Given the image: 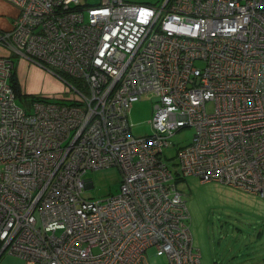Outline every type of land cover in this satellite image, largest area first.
Listing matches in <instances>:
<instances>
[{"label": "built area", "instance_id": "2783aa9c", "mask_svg": "<svg viewBox=\"0 0 264 264\" xmlns=\"http://www.w3.org/2000/svg\"><path fill=\"white\" fill-rule=\"evenodd\" d=\"M7 1L17 11L0 44L70 91L26 110L0 54V257L148 264L153 246L168 264H205L172 179L264 198V0ZM144 92L156 98L151 132L133 135L125 110ZM181 127L190 140L174 144ZM108 165L118 190L85 197L86 171Z\"/></svg>", "mask_w": 264, "mask_h": 264}, {"label": "rangeland", "instance_id": "374dc122", "mask_svg": "<svg viewBox=\"0 0 264 264\" xmlns=\"http://www.w3.org/2000/svg\"><path fill=\"white\" fill-rule=\"evenodd\" d=\"M0 54L12 58L14 79L18 85L14 89L15 102L26 110L34 98H66L69 94V87L64 81L48 78L46 72H41L43 68L37 59L31 61L11 54L1 44ZM65 80L69 82L70 78L65 76ZM155 99V96L144 92L136 100L129 101L125 114L131 134L151 132L149 120ZM205 108L212 110V101H207ZM191 134V127H181L171 135L170 140L174 144L184 145L190 140ZM163 150L164 154L171 156L167 165L173 172L176 165L174 147H164ZM84 176L90 177L92 181V186L83 191L85 197L102 198L118 190L120 171L115 165L88 170ZM173 177L175 187L185 200L192 245L198 250L202 263L264 264V198L217 180L201 181L192 174L182 178ZM144 254L148 264H168L164 256L155 254L153 246L146 247ZM0 264H23V260L4 253L0 257Z\"/></svg>", "mask_w": 264, "mask_h": 264}, {"label": "crops", "instance_id": "0c3cea01", "mask_svg": "<svg viewBox=\"0 0 264 264\" xmlns=\"http://www.w3.org/2000/svg\"><path fill=\"white\" fill-rule=\"evenodd\" d=\"M16 11H17L16 7H14L12 4H10L4 0H0V30L7 29L10 26L12 18L15 15ZM43 71L46 72L45 74L48 78L52 77V79L55 78V79L59 80L58 78H56L53 75H51L50 73H48V71H45L43 69L41 72H43ZM13 75L15 77L14 72H13ZM15 81H16V78H15Z\"/></svg>", "mask_w": 264, "mask_h": 264}, {"label": "trees", "instance_id": "16d2710c", "mask_svg": "<svg viewBox=\"0 0 264 264\" xmlns=\"http://www.w3.org/2000/svg\"><path fill=\"white\" fill-rule=\"evenodd\" d=\"M14 72V71H13ZM12 77H11V79L13 80V82H14V84H13V82H12V80L10 79V81H11V83H12V85H13V87H14V89L16 90V88H15V86L16 87H18V85H17V83H16V81H15V79H14V76H13V73H12V75H11Z\"/></svg>", "mask_w": 264, "mask_h": 264}]
</instances>
